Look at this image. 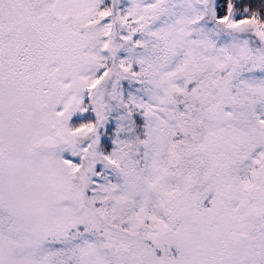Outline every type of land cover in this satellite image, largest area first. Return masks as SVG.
<instances>
[{
  "label": "snow or ice",
  "instance_id": "obj_1",
  "mask_svg": "<svg viewBox=\"0 0 264 264\" xmlns=\"http://www.w3.org/2000/svg\"><path fill=\"white\" fill-rule=\"evenodd\" d=\"M0 264H264V0H0Z\"/></svg>",
  "mask_w": 264,
  "mask_h": 264
}]
</instances>
